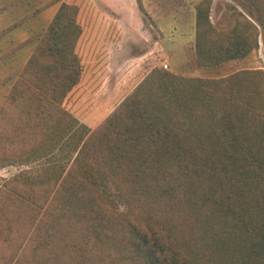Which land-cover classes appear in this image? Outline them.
<instances>
[{"label": "trees", "instance_id": "obj_1", "mask_svg": "<svg viewBox=\"0 0 264 264\" xmlns=\"http://www.w3.org/2000/svg\"><path fill=\"white\" fill-rule=\"evenodd\" d=\"M210 4L194 12L195 59L206 68L257 46L242 15L243 28L216 31ZM76 17L75 5L61 3L19 70L0 108V163L36 155L64 115L81 73ZM236 78L152 69L76 146L58 196L49 200L42 181L0 188V243L20 240L36 205L45 208L32 250L42 258L31 264H264V91ZM212 84L228 96L215 98Z\"/></svg>", "mask_w": 264, "mask_h": 264}, {"label": "rangeland", "instance_id": "obj_2", "mask_svg": "<svg viewBox=\"0 0 264 264\" xmlns=\"http://www.w3.org/2000/svg\"><path fill=\"white\" fill-rule=\"evenodd\" d=\"M199 2L0 0V108L6 104L8 92L32 53L38 35L61 3L77 7L76 21L81 28L74 46L81 73L78 83L60 104L64 115L51 126V137L38 146L41 151L38 149L36 155L3 159L0 188H5L13 178L25 184L34 182L33 186L42 181L49 200L58 196L53 193L62 178L61 169L69 167L76 146L100 127L152 69L192 80L217 81L235 76L236 83H245L255 90L258 86V90L264 91V0H211L209 21L216 31L234 26L241 29L244 18L252 25L250 31L257 40V46L244 58L211 68L199 66L195 59L194 12ZM214 88L212 84L208 92L215 98L228 96L214 92ZM197 93L194 96L198 97ZM32 207L38 211L32 225L28 221L18 225L20 240L13 246L0 243V260L7 258V264H31L42 258L41 250H32V231L45 207Z\"/></svg>", "mask_w": 264, "mask_h": 264}, {"label": "built area", "instance_id": "obj_3", "mask_svg": "<svg viewBox=\"0 0 264 264\" xmlns=\"http://www.w3.org/2000/svg\"><path fill=\"white\" fill-rule=\"evenodd\" d=\"M164 68L166 67V64H164V66H163Z\"/></svg>", "mask_w": 264, "mask_h": 264}]
</instances>
